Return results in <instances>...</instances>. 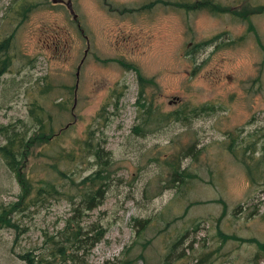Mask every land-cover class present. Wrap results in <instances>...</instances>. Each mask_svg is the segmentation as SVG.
Returning <instances> with one entry per match:
<instances>
[{
	"label": "rangeland",
	"instance_id": "rangeland-1",
	"mask_svg": "<svg viewBox=\"0 0 264 264\" xmlns=\"http://www.w3.org/2000/svg\"><path fill=\"white\" fill-rule=\"evenodd\" d=\"M66 1L0 0V127L34 136L0 155V264H264V0Z\"/></svg>",
	"mask_w": 264,
	"mask_h": 264
},
{
	"label": "trees",
	"instance_id": "trees-1",
	"mask_svg": "<svg viewBox=\"0 0 264 264\" xmlns=\"http://www.w3.org/2000/svg\"><path fill=\"white\" fill-rule=\"evenodd\" d=\"M208 2V1H206ZM186 10H190L192 9L191 7V3H187L186 5H182ZM206 6V5H205ZM203 8V5H202ZM9 46V39H5L3 42L0 43V52L2 51H6L8 49ZM120 64L124 65V66H130L131 64L129 63H125L123 61H119ZM9 64V60L8 59H4L2 60V62L0 63V74H2L5 70V68L7 67V65ZM132 70L134 69L136 71L137 78L139 83L141 84V88L140 91L138 93V98H137V102L140 104L141 108H145L146 107V102L144 97V93H143V89H144V83L148 81H150V79L144 78L140 72L138 71V68L134 65H131L130 67ZM140 99H142V103L140 102ZM144 99V100H143ZM147 110L149 111V107H146ZM30 115L31 117H33V121L35 122V128H37L36 131H39L40 133L47 134L46 132H48L47 130H51L50 127H48L47 129H45L46 124H43V121L41 118H39L37 115L34 114L33 110H30ZM28 131V129H25L24 133H21L20 131H18L15 127V125H9V126H1L0 127V132L4 135L6 142L3 145H0V155L1 157L4 159L6 165L8 166V168L12 171H18V167H19V158L24 157L25 156V151L27 150L28 146L31 144L32 139L34 136H30L29 138H26V132ZM49 136H53V135H49ZM38 137H36L37 140ZM51 138V137H50ZM86 147H94L95 151H94V156L97 159V162L99 163V169L97 171H95L92 175H90L89 177L86 178V181H89V183H91L92 185H96L97 181L101 180L102 178H104L105 175V171H106V167L108 165V167L111 165V159L108 157H104L102 152H103V147L98 143H93L92 140H86ZM232 149V147H230ZM242 165L245 167L246 169V173L247 176L250 180H255L256 176L255 174L258 171V168L261 165V162L258 161H246V160H241ZM179 169H175L173 170V173L175 176L179 175H185V171L184 170H179ZM105 183H99V185L93 187V189H89L88 191H86L83 194V199L82 204H80L78 207L74 208V211H80V210H91L93 208H95L103 199L104 194H105ZM46 190V189H45ZM73 229V230H72ZM70 230L73 231V237H77L78 235H81V228L79 227H70ZM102 234V233H101ZM100 234V235H101ZM100 237H98L99 239ZM259 249L264 250V243H259ZM63 253V252H62Z\"/></svg>",
	"mask_w": 264,
	"mask_h": 264
},
{
	"label": "water",
	"instance_id": "water-1",
	"mask_svg": "<svg viewBox=\"0 0 264 264\" xmlns=\"http://www.w3.org/2000/svg\"><path fill=\"white\" fill-rule=\"evenodd\" d=\"M64 0H52L53 3H62ZM66 6L67 8L70 10L71 13H73L72 11V6H71V2L69 0L66 1ZM73 17L75 18V15L73 14Z\"/></svg>",
	"mask_w": 264,
	"mask_h": 264
}]
</instances>
